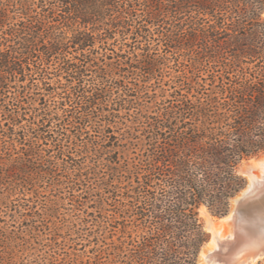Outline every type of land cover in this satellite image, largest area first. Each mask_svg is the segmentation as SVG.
Here are the masks:
<instances>
[{"label": "trees", "instance_id": "obj_1", "mask_svg": "<svg viewBox=\"0 0 264 264\" xmlns=\"http://www.w3.org/2000/svg\"><path fill=\"white\" fill-rule=\"evenodd\" d=\"M263 8L264 0H0V117L21 126L18 136L3 138L0 154L20 147L25 155L0 168V186L30 184L35 193L45 177L55 185L88 183L107 159L112 180L101 188L110 198L111 264H196L207 240L199 207L224 215L244 185L241 162L264 151ZM128 36L115 51L117 39ZM157 39L164 54L151 48ZM167 67L174 91L161 96L169 103L144 113L138 100L155 95L142 93V84L163 79ZM88 71L97 80L89 86ZM46 94L57 96L55 108ZM122 110L140 130L130 157L110 135ZM91 131L103 136L99 147L93 140L65 147ZM45 140L52 146L42 149ZM52 151L56 158L90 153L96 163L88 170L64 165L61 180Z\"/></svg>", "mask_w": 264, "mask_h": 264}, {"label": "rangeland", "instance_id": "obj_2", "mask_svg": "<svg viewBox=\"0 0 264 264\" xmlns=\"http://www.w3.org/2000/svg\"><path fill=\"white\" fill-rule=\"evenodd\" d=\"M261 17L264 18V8ZM154 36L156 37L157 34ZM117 37L120 38L119 36ZM129 42H131L130 36L123 40L117 39L113 49L118 51L119 45ZM137 44L140 45V47L144 46V39L141 38V41ZM123 47H125V45ZM96 48L98 51L95 52V55L101 57L102 54L105 53V50L100 49L98 46ZM151 48L159 54L165 53L162 42L158 41V39L151 43ZM106 53L110 54L112 57L115 56V54L109 50L106 51ZM73 54H75V52L72 48L68 56L72 57ZM112 60H116V58H112ZM104 61V59L99 60V63ZM92 71H94V67H92ZM88 72L89 75L87 78L90 82L87 86L91 85L92 82H97V80L93 81L94 72ZM165 72L163 79L148 81L146 85L142 84V93L146 92V96L155 95L152 99L141 98L138 100V103L144 109V113L155 114L161 110L163 105L169 103L168 100H165L164 97L162 98L161 95L163 94L169 99L171 98L174 86H171L173 84H170V78L174 75V71L170 67H167L165 68ZM119 73L120 75H126L128 71L117 72V75H119ZM61 79L64 81L63 77ZM55 81L56 79L54 82ZM122 83L130 87L126 79H124ZM14 90L15 88L11 87V92L5 94L6 102L11 101V95L14 94ZM42 92L43 90H39L40 96L43 95ZM44 99L51 107H54L53 103L57 100V96L46 94ZM29 105L32 108L38 107L37 111L41 110V105H38L36 102ZM67 108L71 110L72 106L67 105ZM30 113L31 112H29V114ZM131 113H133L132 110ZM120 115L121 117L115 119L113 123L115 125L110 126V130H112L110 135L117 136V139H114V147L118 153L121 156L123 155V157H130V143L131 141H136V139L131 137L136 131L140 134V130H133V127L135 128V123L132 122L133 117L128 115L127 110H122ZM102 119H104V117H102ZM143 121L145 120L143 119ZM22 124L23 126H27L28 123L24 120ZM52 125L53 124L46 128L52 131ZM145 125V122L140 123L138 128H142ZM20 129V124L13 125L8 119L1 116L0 142L4 137L8 139V135L11 136L12 132L18 136L19 134L17 131ZM90 133L91 135L82 138L81 141H74L73 139L66 141L65 147H69L68 151H74L76 148L81 149L79 144L91 140L95 141L99 147V144L103 143V136H100L96 131H91ZM51 146L52 143L50 140H45V142L41 143L40 148L46 149ZM18 153L25 156L20 147H16L13 151L4 152L2 155L0 154V168H5L9 165ZM53 153L54 151L50 152V158H53L54 162H57L59 165L60 171H58V173L61 180L64 178L63 174H65L63 169L64 165L76 167L78 164H81L84 167L83 170H88L91 165L96 163V160L92 158L95 156L90 153L88 154L89 157L86 159H75L78 158L75 153L64 155L62 158H56ZM118 153V158L121 160V156ZM43 154H46V152ZM47 155L48 154H46V157ZM251 158L252 157L245 160L249 162ZM111 159L113 158L111 157ZM35 162H37V160ZM60 166H62V168ZM108 167L107 159H102L99 165L100 172L98 177L91 175L90 178H86L88 183H84V180L78 181L80 185H75L73 182L66 180L63 184L59 182L55 185L51 183V177L42 178L43 180L38 182L37 187H35L39 191L35 193L32 192L34 188L30 189V187H32L30 184H27L29 186L24 189L20 188V185H16L15 183L13 185V182L8 180L5 186H0V264H111L112 256L109 255L110 241L108 239L110 229V220L108 217L111 212V206L109 205L110 198H108L106 193L104 194L101 188H106L105 184L111 183L112 179L107 173ZM238 172L244 177L245 182V175L240 171ZM19 177L20 176H10V179L21 182L20 179H18ZM113 181L112 183H115L117 180L115 179ZM15 186L17 187L14 189ZM11 189L14 190L11 192ZM88 190H92L91 193L87 192ZM6 191L7 193L3 194ZM207 214L213 218L218 217L212 215L204 205H201L198 209V215L203 225H205V221L207 220ZM196 264H198L197 259ZM203 264L222 263L214 261Z\"/></svg>", "mask_w": 264, "mask_h": 264}, {"label": "water", "instance_id": "obj_3", "mask_svg": "<svg viewBox=\"0 0 264 264\" xmlns=\"http://www.w3.org/2000/svg\"><path fill=\"white\" fill-rule=\"evenodd\" d=\"M252 158L264 162V151ZM244 163L249 165L245 160L239 166V171L246 177L244 185L230 198L228 211L217 217L224 218L229 228L225 239L219 247L206 248V245L212 244L215 236L205 221L208 237L198 252V264H202L206 257L211 262L219 261L222 264H254L264 256V172L260 166L253 169L263 179L256 185L246 173L248 166L243 168Z\"/></svg>", "mask_w": 264, "mask_h": 264}, {"label": "bare ground", "instance_id": "obj_4", "mask_svg": "<svg viewBox=\"0 0 264 264\" xmlns=\"http://www.w3.org/2000/svg\"><path fill=\"white\" fill-rule=\"evenodd\" d=\"M248 163H249V165H246L244 163L245 165L243 164V168L248 166V169H250V170L247 169L246 173H248V176L252 180V183H254L256 185L261 183L263 179L261 177H259V173L254 172L253 169L255 167L259 168V166H260L261 171L264 172V162L263 161L262 162L257 161L256 159L253 158ZM206 219H207L206 220L207 224L210 226V229L215 236V239L212 242V244L206 245V248H212L213 246L219 247L220 246L219 244L225 239L224 236L229 230L227 224L225 223V219L224 218H213L209 214H207ZM203 256H205V253H203ZM209 262H211V261H209L206 257L202 261V264L203 263H209Z\"/></svg>", "mask_w": 264, "mask_h": 264}]
</instances>
